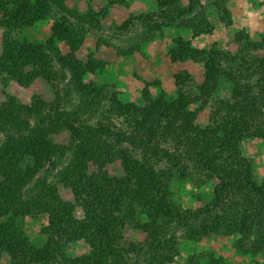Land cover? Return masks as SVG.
I'll return each mask as SVG.
<instances>
[{"label":"trees","instance_id":"1","mask_svg":"<svg viewBox=\"0 0 264 264\" xmlns=\"http://www.w3.org/2000/svg\"><path fill=\"white\" fill-rule=\"evenodd\" d=\"M188 4L191 13L178 17L180 0H156V11L131 17L114 33L121 38L126 32L128 46L139 50L166 27L189 30L190 40L173 41L170 60L202 63L210 71L200 83L186 71L175 74L172 100L153 98L146 85L138 106L121 102L113 86L84 81L106 66L76 54L88 34L100 37L97 46L103 42L101 14H80L66 0H0L1 87L26 84L35 73L54 91L50 102L35 97L24 104L7 95L0 103V263L7 256L9 264H171L182 240L219 236H235L245 255L264 254V181H255L250 160L238 151L245 139L264 140V69L253 55L264 44L237 35L236 52L193 47L192 39L212 28L200 2ZM210 4L221 22H231L225 0ZM167 14L173 20L165 23ZM49 18L54 22L45 43L16 37ZM222 82L229 95L216 98ZM207 107L200 124L199 111ZM53 126L68 133L67 145L54 141ZM115 162L118 174L108 169ZM55 171L73 182L75 202L61 198L49 177ZM185 178L197 187L215 181L212 199L183 208L170 184ZM42 214L46 241L36 246L21 222ZM130 225L147 235L145 244L126 239ZM77 242L88 253L69 257L66 248Z\"/></svg>","mask_w":264,"mask_h":264},{"label":"rangeland","instance_id":"2","mask_svg":"<svg viewBox=\"0 0 264 264\" xmlns=\"http://www.w3.org/2000/svg\"><path fill=\"white\" fill-rule=\"evenodd\" d=\"M205 9L211 32L199 35L192 39L195 48L208 49L216 45L217 49L236 52L238 43L236 36H247L249 41L259 45L264 44V0H225L226 7L231 16V22L224 24L220 21L217 13L211 7V0H198ZM189 0H180L183 8L178 17H184L191 13ZM66 5L80 14L94 11L101 14L99 20V35L102 41L97 46L95 35L88 34L77 57L85 61L88 57L100 59L106 63L103 70L95 75L85 77L84 81L90 87L113 86L119 93V99L123 103H134L143 106L142 91L147 89L153 98L163 95L172 100L176 97L173 76L179 72L186 71L195 83H200L207 73L208 68L202 63L172 62L169 51L173 48V41L177 38L190 40L192 33L186 29L166 27L149 41L141 44L139 50L131 45L126 32L121 38L114 36L115 31L131 17L140 16L156 11V0H118L114 5L109 0H66ZM163 22L168 23L173 18L170 15L161 17ZM53 18L38 22L16 37L28 41L45 43L51 36ZM120 34V33H119ZM4 31L0 28V48ZM63 53L67 52L64 44L58 43ZM122 49V50H120ZM253 55L259 59V66L264 69V47L257 48ZM127 51L123 56L120 52ZM3 92H6L4 94ZM7 95L20 100L24 104H31L35 97L50 102L54 98V91L35 73H31L30 82L19 84L14 81L8 83L6 88L0 85V103L7 101ZM229 95L227 85L222 82L215 97L226 98ZM197 107H194L196 110ZM209 108L199 111L197 122L205 123ZM53 139L60 145H67L68 133L59 126L52 127ZM241 155L250 160L253 168V176L257 183L264 181V140L245 139L238 145ZM112 174L119 173V163L115 162L108 167ZM50 179L58 188L61 198L75 202L76 194L73 191V182L69 178H60L58 171L50 174ZM215 181H211L201 187L194 186L187 178L176 179L170 184L173 199L185 209H195L208 203L212 199ZM80 215L78 211V216ZM47 218L40 215L35 218H26L21 222L22 229L36 245L41 246L46 237L41 234L40 229L46 225ZM126 239L138 244H145L147 235L137 230L133 225L126 228ZM235 236L211 237L198 242L182 240L179 255L171 264H264V254L250 256L241 253L235 247ZM88 247L77 242L66 248L69 257L87 254ZM0 264H9V259L4 256Z\"/></svg>","mask_w":264,"mask_h":264}]
</instances>
